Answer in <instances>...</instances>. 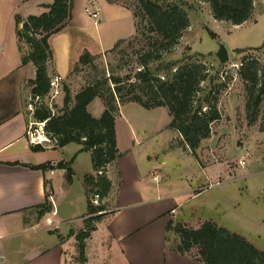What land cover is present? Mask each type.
<instances>
[{
  "label": "rangeland",
  "instance_id": "obj_1",
  "mask_svg": "<svg viewBox=\"0 0 264 264\" xmlns=\"http://www.w3.org/2000/svg\"><path fill=\"white\" fill-rule=\"evenodd\" d=\"M46 1L0 0V80L4 79L0 81V86L3 82H8L4 90L5 95L7 93L9 95L11 113L21 111L24 115H29V118L31 116V119L33 115L27 106L31 97L28 83L31 80L29 77L33 76V69L28 65L33 63L22 65V56L28 54L29 47L25 42L18 41L16 19L18 16L25 20L29 15H39L42 11L38 4ZM173 2L182 6L188 13L190 26L173 51L164 54L162 62H155L152 67L154 70L156 66L165 68L173 61L179 62V66H182L188 57L194 62L206 65L210 70V79L202 83L198 97L203 99L211 90L214 91L216 105L222 114V119L212 125L211 137L202 141L197 151L206 173V177L202 174L199 176V183L204 186L202 189L204 192L196 202L199 209L192 213L183 210L173 222L197 228L199 222L212 221L230 232L245 236L256 248L264 251V98L257 110L252 108L256 116L254 121H250L246 84L239 73L242 63L246 61H254L259 68H264V50H245L264 45V0H254L252 17L238 27L230 22L215 20L206 2L200 0ZM86 7L99 9L97 25L94 19L87 15ZM136 7L135 0H78L74 22L49 38L52 57L47 62L48 75L58 74L63 77V92L53 100L54 113H62L65 88L70 92L71 90L76 92L93 80L109 79L111 76L121 78L124 88L122 95L126 97L130 94L133 88L126 78L141 70L138 60L147 49L136 34V19L133 15ZM209 32L215 33L217 38H212ZM120 40H124L123 43L117 49H113ZM219 43L226 46L230 56L229 62L224 66L215 56ZM237 49L245 51L239 53L236 52ZM85 51L99 57L91 65L81 66L75 71L74 67ZM157 75L166 79L170 72L162 69ZM223 84L224 88L221 87ZM0 102L2 103L1 100ZM116 102L120 107L119 99ZM4 103L6 105L7 101ZM128 107L130 111L135 109L143 116L141 106L137 103ZM163 118V115L157 114L158 123ZM140 122L143 123V119ZM15 123L17 121L12 122ZM54 145V141L45 144L48 148H53ZM72 147L74 145L71 144L64 151L57 149L44 154L48 160L70 158ZM91 162L88 155L80 159L82 167L78 170L79 176L92 170ZM78 175L76 174V177ZM56 183L59 187L60 179H57ZM72 191L73 194L79 193L81 196L82 181L75 178ZM78 200L77 205L72 207L73 215L72 213L70 215L75 216V220L85 210L82 202ZM99 204L104 205L105 199H100ZM104 212L97 214L100 218H92L95 226L108 215L103 214ZM65 215L68 214L62 213L61 216L65 218ZM84 217L86 219L91 216ZM85 219L80 229L73 230L74 235L90 227L87 226ZM69 221L63 227L69 228L72 225V217ZM59 237L63 239L56 232H37L24 237L27 247L41 242L43 251L47 249L46 254L36 256L29 264H79L77 240L76 243L72 242L67 246V255L60 257L59 250L55 247ZM21 238L23 237H14L11 243L4 244L7 250L0 254V257L6 258L0 261V264H16V260L21 259L22 256L18 252L22 244ZM169 238L170 245L176 249L180 244L179 236L170 231ZM0 245L3 249V243ZM198 252L199 247L194 246L186 254L199 258Z\"/></svg>",
  "mask_w": 264,
  "mask_h": 264
},
{
  "label": "trees",
  "instance_id": "obj_2",
  "mask_svg": "<svg viewBox=\"0 0 264 264\" xmlns=\"http://www.w3.org/2000/svg\"><path fill=\"white\" fill-rule=\"evenodd\" d=\"M136 9L133 11L136 34L145 43L147 48L139 57L141 70L132 73L126 78L133 90L124 97L123 80L117 77L93 80L76 94L72 95L65 88L62 113H53L49 107L41 106L33 114L34 120L47 121L46 132L51 141L55 142L53 149L62 148L71 143L82 144L81 152H91L94 174L84 177V187L87 197L86 229L75 235L79 256V264H86V243L96 226L98 213L106 211V205H94L92 197L99 195L105 199L110 191L111 182L106 175V168L113 163L120 151L116 140V115L119 104L137 103L145 109L157 107L168 108L172 118L170 127L176 129L182 136L181 145L188 146L191 154L199 161L197 153L202 141L211 137L212 125L222 119L212 90L203 98L198 94L201 85L210 79V70L200 62L192 61L191 57L179 66L173 61L166 65L156 66L155 62H162L164 54L172 52L179 44L186 29L190 26L188 13L173 0H135ZM210 6L212 16L220 22H230L234 26L246 23L253 15L254 0H200ZM48 11L40 15H29L25 20L17 17L18 41L25 42L29 52L22 56V65L33 63L36 76L29 80L31 96H45L49 89V75L47 62L52 57L49 38L64 28L73 19L74 0H53L45 6ZM212 38L216 34L209 32ZM124 40L118 41L113 49H117ZM248 50H264V45ZM245 50L237 49L242 53ZM99 56L85 51L76 63L74 70L81 66L91 65ZM185 59V60H186ZM254 61L242 63L239 70L245 81L248 94L247 111L250 121H254L255 111L264 98V68L261 69ZM162 69L170 72L166 79L157 75ZM134 78V81L133 78ZM110 84L114 85L113 87ZM224 88V84L221 85ZM118 95L120 97H118ZM96 98L104 105V111L99 118L92 116L88 105ZM253 108V109H252ZM84 141V142H83ZM34 152H44L46 147L31 145ZM75 157L72 158V163ZM71 162H60L59 169L66 170V179L73 180L74 171ZM11 165H24L20 162ZM32 169L46 171L54 168L50 163L30 166ZM100 172H102L100 174ZM44 213L51 211L47 200L43 205ZM95 221V220H94ZM167 231H173L180 238L176 250L185 254L194 246L199 247V260L204 264H264V251L259 250L241 234L233 233L212 221H203L197 228H189L182 223L171 221ZM74 231H72V236ZM61 239V237H59Z\"/></svg>",
  "mask_w": 264,
  "mask_h": 264
},
{
  "label": "crops",
  "instance_id": "obj_3",
  "mask_svg": "<svg viewBox=\"0 0 264 264\" xmlns=\"http://www.w3.org/2000/svg\"><path fill=\"white\" fill-rule=\"evenodd\" d=\"M52 2H40V14L47 12L44 6ZM77 2L74 0L72 23ZM28 66L33 69V76L29 79H34L35 66ZM6 83L0 86V243H3L0 254L7 250L4 244L11 243L12 238L23 237L18 248L22 257L16 260V264H29L36 256L46 254L47 249L43 251L41 242L27 247L26 236L37 232H56L63 239L59 238L55 247L60 257H65L67 246L76 243L72 231L82 227L87 214L84 177L94 174V169L81 176L78 170L82 167L80 159L85 155L91 158V152H81L83 145L77 143H71L74 147L70 158L48 160L44 153L57 149L64 151L71 144L55 149L46 147L44 152L32 151L26 134L31 116L29 118L21 111L11 113L8 90L6 95L4 90ZM79 91L71 90V94L74 96ZM131 104L134 103L120 105L116 115V140L120 155L107 166L105 172L111 182L103 213L108 215L97 223L96 230L87 240L86 264H204L198 257L181 254L171 246L170 231H167L168 224L183 210L192 213L199 209L196 202L204 192L199 176L206 177L200 156L198 161L188 146L180 144L182 136L170 127L172 118L168 108L141 107V116L135 109H128ZM88 111L99 118L104 105L96 98L88 105ZM158 113L164 117L160 123L156 119ZM142 119L143 123L140 122ZM13 121L17 123L12 124ZM14 162L24 165L9 164ZM60 162H71L74 176L70 183L66 179V170L57 168ZM46 163L54 168L43 171L25 166ZM75 178L82 181L81 196L72 193ZM57 179L61 182L59 187ZM47 200L51 211L44 213L43 205ZM77 200L82 202L85 210L75 220V216L70 215H73L72 207L77 205ZM62 213L68 215L64 218ZM70 217L72 225L63 227L70 222ZM5 258L0 257V261Z\"/></svg>",
  "mask_w": 264,
  "mask_h": 264
},
{
  "label": "built area",
  "instance_id": "obj_4",
  "mask_svg": "<svg viewBox=\"0 0 264 264\" xmlns=\"http://www.w3.org/2000/svg\"><path fill=\"white\" fill-rule=\"evenodd\" d=\"M87 15L94 19V23L98 24L99 18V9H91L89 7L85 8ZM63 92V77L54 74L49 76V89L45 96L37 95L34 97H30L27 109L33 115L35 110L41 106L49 107L52 112L54 113L53 109V100L56 99L58 96L61 95ZM33 117V116H32ZM46 123L47 121L39 122L34 120V118L30 121L27 129V139L31 145H42L44 147L45 144L50 143L51 140L49 139L47 132H46ZM242 163V162H241ZM102 172H100L101 174ZM100 196L94 195L92 198L93 204H99Z\"/></svg>",
  "mask_w": 264,
  "mask_h": 264
},
{
  "label": "water",
  "instance_id": "obj_5",
  "mask_svg": "<svg viewBox=\"0 0 264 264\" xmlns=\"http://www.w3.org/2000/svg\"><path fill=\"white\" fill-rule=\"evenodd\" d=\"M215 56L219 60V63L224 66L230 60L229 52L223 43H219L218 50L215 52ZM84 142V141H83Z\"/></svg>",
  "mask_w": 264,
  "mask_h": 264
}]
</instances>
